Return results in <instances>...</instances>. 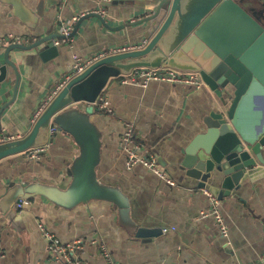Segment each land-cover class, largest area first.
Masks as SVG:
<instances>
[{
	"label": "crops",
	"instance_id": "obj_1",
	"mask_svg": "<svg viewBox=\"0 0 264 264\" xmlns=\"http://www.w3.org/2000/svg\"><path fill=\"white\" fill-rule=\"evenodd\" d=\"M156 0H0V36L20 34L30 40L59 33V26L91 11L83 18L69 44L56 45L58 53L41 59L39 48H13L10 59L19 79L8 67L0 87V129L15 137L28 129L43 106L71 72L72 54L83 57L146 39L144 24L135 19L153 10ZM79 18L72 23V30ZM29 43V44H30ZM7 45L0 44V58ZM112 77L99 93L93 112L100 132V160L96 178L118 190L121 204L100 199L72 207L42 195L28 198L21 209L14 203L4 210L3 197L12 182L40 181L64 187L67 168L78 148L58 130L49 138L40 158L20 152L0 159V264H64L49 257L43 224L61 242L81 238L77 254L92 264H107L103 248L115 264H250L264 254V175H245L237 190L220 199L227 224L219 232L211 215L200 216L208 198L183 174L179 161L192 136L204 130L202 122L214 99L202 87L150 80L145 86ZM15 88V96L13 89ZM256 93V92H255ZM252 97L246 113L255 119L261 111ZM107 101L113 114L98 104ZM87 103L80 104L82 109ZM134 125L142 142L174 180L168 184L141 164L125 166L123 121ZM163 226L174 229L162 231Z\"/></svg>",
	"mask_w": 264,
	"mask_h": 264
},
{
	"label": "water",
	"instance_id": "obj_2",
	"mask_svg": "<svg viewBox=\"0 0 264 264\" xmlns=\"http://www.w3.org/2000/svg\"><path fill=\"white\" fill-rule=\"evenodd\" d=\"M93 15L103 21L96 11L86 13L71 35L83 18ZM135 24L146 27L143 44L104 54L72 74L21 136L0 142V159L45 145L52 124L78 148L64 187L12 182L3 197L4 210H10L18 198L35 195L68 207L100 199L121 204L118 190L96 178L101 140L93 103L112 77L139 67L197 73L202 88L215 99L207 100L210 108L202 119L204 130L192 136L179 161L189 181L221 199L237 190L245 175L258 171L264 175V0H156L153 10L135 19ZM58 36L51 33L30 44H8L0 58V87L8 67L14 73V86L18 83L11 49L38 47L41 59L47 60L58 53L53 44ZM255 92L263 102L254 119L248 117L246 103ZM83 102L87 103L84 109Z\"/></svg>",
	"mask_w": 264,
	"mask_h": 264
},
{
	"label": "built area",
	"instance_id": "obj_3",
	"mask_svg": "<svg viewBox=\"0 0 264 264\" xmlns=\"http://www.w3.org/2000/svg\"><path fill=\"white\" fill-rule=\"evenodd\" d=\"M109 1V0H104ZM79 18L78 15H75L71 20L66 21L64 24L59 26V36L53 39L54 45L69 44L71 41V32H72V23ZM146 39L137 41L136 44L132 43L130 45H120L117 48L113 47L106 50H101L95 55L81 56L76 53L72 54V63H71V72L70 74L63 79L58 84V89L65 83V81L75 73L80 72L84 69L90 62L96 58L120 50H125L129 48H135L143 44ZM30 40L20 34L8 33L4 36H0V44H29ZM126 81H132L138 83L139 85L145 86L150 80L164 81L168 83H180L188 85L192 88H200L203 86V81L197 73L194 72H181L169 67L158 66L156 68L150 67H139L132 70L131 73L126 74ZM57 89V90H58ZM56 90V91H57ZM99 108H103L107 113L113 114V110L108 106L107 101H102L98 104ZM56 128L49 124L48 126V135L49 138L55 133ZM15 138L11 133H8L4 129H0V142L10 140ZM122 149L125 152V166L130 169L136 164H141L152 171L159 178L167 182L168 184H174V180L168 175L162 166L156 161L155 155L149 152L148 148L140 141L135 139L134 125L128 120L123 121V130H122ZM46 145V144H45ZM44 150V145L35 146L27 149L24 152H27L29 158L35 159L40 158L41 153ZM203 193L207 196L209 206L206 209L200 211V216L211 215L215 219L219 232L222 235L227 234V224L224 221L223 214L220 209V199H217L211 192L206 188H201ZM29 200L25 198H18L15 202L16 207L21 209L24 206L29 205ZM39 228L42 231L45 239L47 240L46 248L49 254V257L54 260H60L64 264H92L90 261L81 258L76 251L82 248L81 238H76L70 241L61 242L58 237L51 231H49L43 224L39 223ZM169 229H174L173 226H163L161 227L162 231H167ZM103 255L107 264H115L113 258L107 251L103 248ZM250 264H264V254L259 256L254 262Z\"/></svg>",
	"mask_w": 264,
	"mask_h": 264
},
{
	"label": "rangeland",
	"instance_id": "obj_4",
	"mask_svg": "<svg viewBox=\"0 0 264 264\" xmlns=\"http://www.w3.org/2000/svg\"><path fill=\"white\" fill-rule=\"evenodd\" d=\"M253 98H254V100L256 101V103H260V102H262L263 101V98H262V96H261V94H259V93H255L254 95H253ZM160 163V162H159Z\"/></svg>",
	"mask_w": 264,
	"mask_h": 264
}]
</instances>
